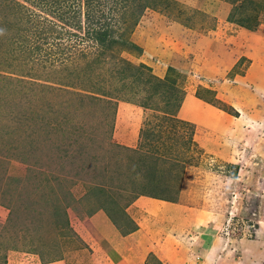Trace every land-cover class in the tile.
I'll return each instance as SVG.
<instances>
[{
	"label": "rangeland",
	"instance_id": "obj_1",
	"mask_svg": "<svg viewBox=\"0 0 264 264\" xmlns=\"http://www.w3.org/2000/svg\"><path fill=\"white\" fill-rule=\"evenodd\" d=\"M89 1L0 0V264H111L142 199L264 264V0L156 2L105 53Z\"/></svg>",
	"mask_w": 264,
	"mask_h": 264
},
{
	"label": "crops",
	"instance_id": "obj_2",
	"mask_svg": "<svg viewBox=\"0 0 264 264\" xmlns=\"http://www.w3.org/2000/svg\"><path fill=\"white\" fill-rule=\"evenodd\" d=\"M190 106L193 111H198L199 107L206 109L199 123L207 125L215 121L216 111L211 106L198 107L195 102ZM217 123L216 130H226L227 125L222 127L221 120ZM137 203L141 208L134 215L137 218L132 216L135 230L105 239L108 243L105 254L111 264H261L255 258H247L248 251L242 247L235 253L233 248L227 250L224 247L228 245L226 241L223 246L217 245L216 227L211 219L204 221L205 216L200 211L191 218L189 225L182 226L184 222L180 225L179 220L187 219L181 218L179 207L174 203L157 199H142Z\"/></svg>",
	"mask_w": 264,
	"mask_h": 264
},
{
	"label": "trees",
	"instance_id": "obj_3",
	"mask_svg": "<svg viewBox=\"0 0 264 264\" xmlns=\"http://www.w3.org/2000/svg\"><path fill=\"white\" fill-rule=\"evenodd\" d=\"M159 1L162 0H104L100 3L102 5H99L101 8L95 7L90 1L87 2V6L93 9L90 10L89 18L92 24H88L85 32L87 38L104 53L113 52V47L120 49L134 47L126 37L129 30L127 28L136 26L143 10L150 6L154 8L158 5L155 3ZM133 228L123 234L135 230V226Z\"/></svg>",
	"mask_w": 264,
	"mask_h": 264
}]
</instances>
